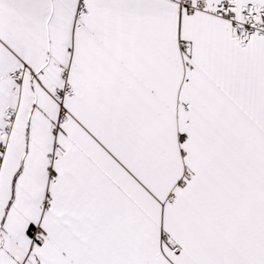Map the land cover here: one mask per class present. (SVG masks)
Segmentation results:
<instances>
[{"label":"snow or ice","instance_id":"snow-or-ice-1","mask_svg":"<svg viewBox=\"0 0 264 264\" xmlns=\"http://www.w3.org/2000/svg\"><path fill=\"white\" fill-rule=\"evenodd\" d=\"M0 264H264V0H0Z\"/></svg>","mask_w":264,"mask_h":264}]
</instances>
